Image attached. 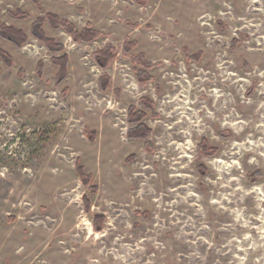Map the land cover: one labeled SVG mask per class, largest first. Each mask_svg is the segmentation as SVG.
<instances>
[{
  "label": "rangeland",
  "instance_id": "obj_1",
  "mask_svg": "<svg viewBox=\"0 0 264 264\" xmlns=\"http://www.w3.org/2000/svg\"><path fill=\"white\" fill-rule=\"evenodd\" d=\"M47 12L101 32L45 22L69 58L60 84L32 34ZM0 22L28 36H0V264H264V0H0ZM130 106L151 145L128 136Z\"/></svg>",
  "mask_w": 264,
  "mask_h": 264
},
{
  "label": "trees",
  "instance_id": "obj_2",
  "mask_svg": "<svg viewBox=\"0 0 264 264\" xmlns=\"http://www.w3.org/2000/svg\"><path fill=\"white\" fill-rule=\"evenodd\" d=\"M42 9V7L39 5ZM13 18H27L28 14H25L21 10H17L16 12L9 13ZM48 22L54 28H63L76 42H90L97 39L101 32L95 30L91 27L85 28L81 31H78L73 23H71L67 19H62L60 16L54 13H45L44 16L38 17L32 24V34L38 40H40L50 52L54 53L51 61L58 65L59 71L57 74V84H60L64 81L68 74V64L69 58L67 53L65 52V46L59 42H57L54 38L48 37L45 30L44 24ZM0 36L10 42H13L17 46H23L28 42L27 34L14 26L7 25L5 23L0 22ZM136 46L135 42L126 41L125 48L129 51L132 50ZM62 53V54H60ZM60 54V55H59ZM0 57L4 61V63L8 66H12L13 59L9 53L0 48ZM94 57L97 63L103 67H108L116 58L115 47L112 45H107L103 49H100L94 52ZM136 63H139L144 67V69H136V74L140 81L151 80V76L148 74L147 69L153 67V63L146 60L144 55H138L133 57ZM38 72L40 74L44 71L43 62H39L37 66ZM1 71V69H0ZM100 87L103 91H106L110 87V77L107 75H103L99 79ZM142 101L148 108L151 110L152 114H155V105L154 103L147 99L143 98ZM146 117V112L137 109L135 106H130L128 110V121L130 123H137L135 127H132L128 130V136L132 138H140L143 139L148 145H151V141L149 139L152 130L143 122V119ZM201 149L204 152H209L212 148L208 147V144L203 141L200 144ZM215 150V149H213ZM77 171L80 174V177L84 181V183H88L90 176L84 173V169L81 165H77ZM92 190H95L96 187H90ZM85 207L88 211H90L91 206L87 196H84ZM98 219V220H97ZM97 220V221H96ZM101 217L96 216L94 222H99ZM98 226V225H97ZM99 229V228H97Z\"/></svg>",
  "mask_w": 264,
  "mask_h": 264
}]
</instances>
